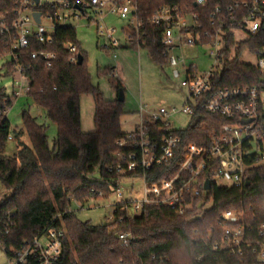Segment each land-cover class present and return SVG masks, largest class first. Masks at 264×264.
<instances>
[{
    "label": "trees",
    "instance_id": "obj_1",
    "mask_svg": "<svg viewBox=\"0 0 264 264\" xmlns=\"http://www.w3.org/2000/svg\"><path fill=\"white\" fill-rule=\"evenodd\" d=\"M237 1L245 0H206L203 5L196 0H135L136 14L144 23L138 32L127 28L125 32L133 39L139 36L138 47L147 48L153 60L164 64L167 60L160 39L163 27L153 24L151 17L162 6L178 5L184 13L197 12L202 24L200 42L207 43L217 36L223 41L222 67L215 77L217 86L264 87L259 68L241 60L245 50L257 55L264 48V21L257 33L239 41L228 17L225 26L210 24V15L217 6L227 14L226 9ZM246 1L249 2L246 7H233L234 19L251 11L254 0ZM13 8V0H0V15L12 19ZM3 41L4 36L0 35V53L4 52ZM68 42L77 45L83 56L81 64L69 61ZM34 50L55 52L56 58L47 64L40 56L31 57ZM18 62L23 67L21 73L28 79V98L44 109L46 117L56 124L57 134L51 146L47 126L38 122L29 109L22 111L21 128H13L9 118L0 113V184L10 192L0 196V243L22 247L46 229L61 227L65 235L57 264H253L250 246L244 247L243 254H236L229 249H215L214 244L221 242L227 226L221 215L231 209L245 213L247 239L251 244L264 239L259 234L264 221V164L248 171V184L239 187L213 184L192 201L193 207L184 214L165 204L147 203L140 215L131 216L132 202L126 201L116 204L110 222L83 221L71 209L72 201L84 207L91 199L108 198L112 194L109 184L117 186L126 178L141 177L144 173L141 168L124 172L116 169L120 162L117 151H128L116 143L129 133L121 127L123 101L105 99L99 86L92 83L76 28L59 26L50 44L32 39L30 47L19 54ZM115 69L112 84L117 91H124L122 68L116 65ZM113 70L114 67L105 74ZM15 72L14 63L8 64L5 73ZM83 93H91L95 104V129L89 132L81 126ZM4 101L11 105L13 97L1 88L0 110ZM227 122V117L208 113L198 106L189 125L177 131L181 145L194 143L206 147L211 135ZM150 126L155 131L159 122ZM12 133L16 150L9 156L6 147ZM161 135L162 132L157 134L158 138ZM177 168L174 161L169 165H153L145 174L155 182ZM99 191L103 195L97 194ZM121 232L131 233L127 242L119 238Z\"/></svg>",
    "mask_w": 264,
    "mask_h": 264
},
{
    "label": "built area",
    "instance_id": "obj_2",
    "mask_svg": "<svg viewBox=\"0 0 264 264\" xmlns=\"http://www.w3.org/2000/svg\"><path fill=\"white\" fill-rule=\"evenodd\" d=\"M135 0H13V18L0 15V35L4 36V52L0 53V72L7 70L8 64L14 63V68L20 72L21 79L13 85L12 97L27 95L29 86L23 83L22 65L18 62L19 54L30 47L32 39L42 43H52L56 29L59 26H70L80 21H95L97 24L105 13L116 12L122 19L129 22L127 30L138 32L143 21L136 14ZM206 0H196L203 5ZM248 1H237L224 9L217 6L210 15L211 25L225 26L226 17L233 22L234 28L245 30L247 35L260 30L264 21V0H254L249 14L240 19H234L233 7H246ZM34 12H40L37 21ZM94 15V17H93ZM44 19L48 21L44 23ZM162 26L161 43L164 46L163 55L171 66L173 77L182 78L181 85L187 89L186 103L181 110L167 109L147 111L146 106L140 105V124L116 143L120 162L117 171L143 170L144 197L131 200L136 209L143 210L147 203H159L170 206L177 213L184 214L193 207V200L205 189V182L226 187H239L249 179L248 171L264 164V87L258 85L219 87L216 75L222 67L223 41L217 36L207 43H201L200 16L197 12L184 13L178 6H162L150 19ZM115 28L100 29L99 35L110 41V48H116L121 41L115 36ZM126 44L139 46V36L135 39L125 32ZM133 39V40H131ZM211 44L216 49L211 50L214 57L213 67L201 72L196 64H187L180 52L186 45ZM67 48L71 53L69 61H78V49L74 42H68ZM139 48V47H138ZM42 57L47 64L56 58L55 52L34 50L32 58ZM256 66L259 68L264 83V48L256 55ZM182 66V69L180 68ZM7 101V100H6ZM4 101L0 113L7 116L11 105ZM201 107L211 114H220L229 122L222 124L217 133L211 135L208 146L188 143L181 145V137L177 134L180 129L171 120L177 112L194 114L196 107ZM159 122L157 130L150 129V124ZM205 127V126H203ZM149 130L152 133H149ZM162 132L160 138L157 134ZM157 136V137H156ZM11 137V136H10ZM178 158H181L178 159ZM126 162L124 163L122 162ZM176 162L177 170L167 177L151 182L145 172L153 165L162 166ZM111 170V168H108ZM122 183L117 186L112 183L108 188L121 198L117 203H125L122 199ZM103 195V192H97ZM190 196V197H189ZM116 203V204H117ZM115 204V206H116ZM243 211L227 210L221 218L227 223L220 243H215V249H229L236 254H243L244 247H251L254 255L253 264H264V239L252 244L247 239V222ZM259 234L264 238V221L259 228ZM65 230L61 227H51L42 234L26 242L22 247L6 246L0 243L5 253L6 264H57L63 246ZM130 232L119 233V238L127 242Z\"/></svg>",
    "mask_w": 264,
    "mask_h": 264
},
{
    "label": "rangeland",
    "instance_id": "obj_3",
    "mask_svg": "<svg viewBox=\"0 0 264 264\" xmlns=\"http://www.w3.org/2000/svg\"><path fill=\"white\" fill-rule=\"evenodd\" d=\"M94 17V15H93ZM48 20L44 19V23ZM129 22L122 19L116 12L105 13L103 18L97 24L95 21L82 20L75 24L77 40L81 44L82 49L86 53L87 67L91 75L92 83L99 86L105 99L115 100L118 93L112 84V76H116V65L122 68L124 75L125 99L123 108L125 113L121 118V127L123 131L130 132L140 124V105L146 106L147 111L143 112L144 117L148 116V111L159 110L164 107L167 109L181 110L187 100V89L181 85L182 78L173 77V71L168 63H158L150 57L147 48H136L126 44L125 30ZM115 28V36L120 39L121 43L116 48H110V41L104 36L99 35L100 29L111 30ZM236 40H243L247 37L245 30L236 28L233 30ZM216 49L211 44H195L193 46L186 45L182 52L187 64H196L199 71L204 72L213 67L214 57L211 50ZM114 54L116 56H114ZM235 50H232V57ZM243 62L256 64L257 56L245 50L241 55ZM114 67L111 74H105L106 71ZM182 69V66H180ZM2 70L0 76V89L4 88L5 93L11 95L13 93V85L16 80L21 79L20 72L14 74H6ZM24 85H28L27 77L23 76ZM81 107V126L85 132L95 129L94 123V98L91 93H83L80 97ZM29 109L30 113L35 116L38 122L47 126V135L50 145L57 134V126L50 121L44 112V109L34 104L27 95L13 97L10 110L7 113L13 128L22 127V111ZM190 119L189 115L177 112L172 116L171 120L178 127H186ZM16 150V140L13 133L8 140L6 147V155H12ZM96 176H98L96 174ZM122 199L131 201L142 199L144 197V180L141 177L126 178L122 181ZM7 191L0 184V196L8 195ZM121 198L116 193H112L108 198L91 199L84 207H81L76 201H72L71 209L75 211L78 218L83 221H91L92 223L110 222L112 221L115 204ZM210 206V203L207 205ZM131 216H138L141 209H136L134 204L129 209ZM0 264H6L5 253L0 245Z\"/></svg>",
    "mask_w": 264,
    "mask_h": 264
},
{
    "label": "water",
    "instance_id": "obj_4",
    "mask_svg": "<svg viewBox=\"0 0 264 264\" xmlns=\"http://www.w3.org/2000/svg\"><path fill=\"white\" fill-rule=\"evenodd\" d=\"M38 2V0H36ZM34 16L36 18L37 21H40V12H34ZM83 61V56L82 54H79L78 55V64H81ZM119 101H124L125 99V95H124V91L123 90H119V93H118V98H117ZM249 183V179L246 180L245 184H248ZM205 189L206 190H209L211 188V182L209 179L206 180L205 182Z\"/></svg>",
    "mask_w": 264,
    "mask_h": 264
},
{
    "label": "crops",
    "instance_id": "obj_5",
    "mask_svg": "<svg viewBox=\"0 0 264 264\" xmlns=\"http://www.w3.org/2000/svg\"><path fill=\"white\" fill-rule=\"evenodd\" d=\"M136 48H137V47H136ZM114 56H116V55L114 54ZM118 64H119V63H118ZM118 64H117V65H118ZM120 67H121V66H120Z\"/></svg>",
    "mask_w": 264,
    "mask_h": 264
}]
</instances>
